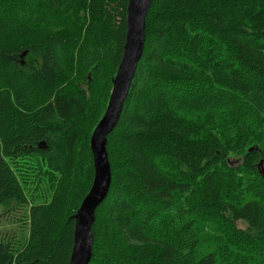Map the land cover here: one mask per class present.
Returning <instances> with one entry per match:
<instances>
[{
	"label": "trees",
	"instance_id": "16d2710c",
	"mask_svg": "<svg viewBox=\"0 0 264 264\" xmlns=\"http://www.w3.org/2000/svg\"><path fill=\"white\" fill-rule=\"evenodd\" d=\"M127 3L0 0V264L69 262ZM106 150L89 264H264V0H153Z\"/></svg>",
	"mask_w": 264,
	"mask_h": 264
},
{
	"label": "water",
	"instance_id": "95a60500",
	"mask_svg": "<svg viewBox=\"0 0 264 264\" xmlns=\"http://www.w3.org/2000/svg\"><path fill=\"white\" fill-rule=\"evenodd\" d=\"M153 0H128L126 37L121 60L112 80V89L104 114L95 126L89 140L94 175L91 186L73 216V244L68 264H89L92 257V225L96 209L105 201L111 185L107 137L116 128L129 96L138 62L145 44V19ZM44 149L45 143H39ZM94 189L98 190L94 194Z\"/></svg>",
	"mask_w": 264,
	"mask_h": 264
},
{
	"label": "rangeland",
	"instance_id": "374dc122",
	"mask_svg": "<svg viewBox=\"0 0 264 264\" xmlns=\"http://www.w3.org/2000/svg\"><path fill=\"white\" fill-rule=\"evenodd\" d=\"M74 76H76L77 78L79 77V75L77 73H75L74 75L72 74L73 78H74ZM241 161H242L241 156L236 155V156H232L229 158V164L231 166H236L237 164L241 163ZM43 179H44V177H43ZM26 189L28 190L29 188L26 187ZM51 195H52V192L48 189V186L46 184H42L39 187V190L36 189L35 185L30 186V189H29L28 193L26 194V200L29 202L28 205L26 206L27 209L30 205L42 204V203L48 202L51 198ZM1 212H3V211L0 208V213ZM22 215H23V213H21L19 216H18V214L9 215V216L0 215V236H3L6 233H11L15 229H17L18 233L21 232V233L25 234L27 232V229H26L24 224H21V222H19V220L22 218ZM238 226L240 228L247 229V226L241 222L238 223Z\"/></svg>",
	"mask_w": 264,
	"mask_h": 264
},
{
	"label": "bare ground",
	"instance_id": "6f19581e",
	"mask_svg": "<svg viewBox=\"0 0 264 264\" xmlns=\"http://www.w3.org/2000/svg\"><path fill=\"white\" fill-rule=\"evenodd\" d=\"M93 192H94V194H95L96 196H98V195L96 194V193H98V190H95V189H94ZM108 192H109V191H108ZM98 194H99V193H98Z\"/></svg>",
	"mask_w": 264,
	"mask_h": 264
}]
</instances>
